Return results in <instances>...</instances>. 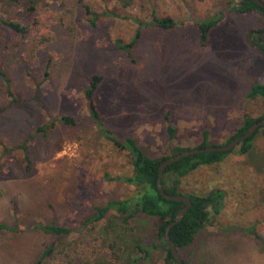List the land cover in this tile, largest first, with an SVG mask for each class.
Instances as JSON below:
<instances>
[{"label": "rangeland", "instance_id": "obj_1", "mask_svg": "<svg viewBox=\"0 0 264 264\" xmlns=\"http://www.w3.org/2000/svg\"><path fill=\"white\" fill-rule=\"evenodd\" d=\"M34 4L32 13L22 0H0V72L8 80L0 76V222L15 226L16 207L23 229L14 234L0 231V264H67L68 258L72 264L113 262L122 254L110 253L113 235L105 229V219L62 237L54 254L42 260L48 237L31 231L36 223L80 229L95 206L132 193L130 186L115 180L131 174L129 159L92 122L83 87L92 76H103L94 100L104 128L119 139L133 137L150 158L169 155L168 143L195 148L204 132L209 145H224L244 117L264 116V100L245 97L247 80L264 75V56L251 44L254 36H249L251 30L264 28V14L233 12L231 0H34ZM85 5L98 14L106 7L119 16H101L92 28ZM152 9L178 25L167 31L140 28L136 21L149 20ZM218 11L226 17L210 30L202 48L196 24ZM2 20L25 26L26 34L14 33ZM45 28L52 40L37 47V40L46 36ZM137 30L141 37L133 49L118 50V41L129 42ZM62 115L73 116L78 123L54 120ZM169 124L175 133L171 142ZM42 126L51 128L37 132ZM25 140L29 141L24 150L4 151ZM212 191L223 194L220 212L210 215L190 247L178 249L179 256L185 264H264L261 133L249 154H238L236 147L220 163L199 167L181 180L176 195L206 196ZM134 224L135 232L125 240L127 249L132 251V241H139L149 252L145 264L162 263L165 250L154 220L139 216ZM131 256H137L134 250Z\"/></svg>", "mask_w": 264, "mask_h": 264}, {"label": "trees", "instance_id": "obj_2", "mask_svg": "<svg viewBox=\"0 0 264 264\" xmlns=\"http://www.w3.org/2000/svg\"><path fill=\"white\" fill-rule=\"evenodd\" d=\"M14 1L16 3L21 2V0ZM231 1L234 4V6L231 8V11L238 14L254 12L264 14V10L250 2V0ZM22 2L23 5L28 8V11L32 13L36 11L34 0H22ZM83 9L85 12V16L87 17L86 21L92 28L96 26V22L101 16H119H117L116 12L111 11L106 7L103 8V13L99 14L96 13L89 5L83 6ZM225 17L226 14L223 11H218L216 12V14L209 17L208 20L197 22L196 25L199 31L200 47L204 48L206 46L209 39L208 35L210 30L218 25ZM1 22L5 27L10 29L14 33H18L24 36L27 32V28L25 26H21L15 21L2 20ZM136 22L140 25V28H154L165 31L174 29L178 25V22L172 17H160L154 12L153 9L151 10V16L149 20L140 19ZM263 30L264 28L251 30L249 36L251 34L254 36V40L250 41L251 44L258 50L261 55L264 56V43L260 39V34ZM44 35L46 36H42L39 40H37V47L49 44L52 40L51 36H49V31L46 28ZM140 37L141 31L137 30L129 42L121 43L120 41H118V50L126 51L127 53H129V51L133 49V47L139 42ZM47 69L48 66L45 65V75H47ZM0 76L3 79L7 80L3 72H0ZM102 80L103 76L101 75L92 76L89 80V84L83 87L84 98L86 100L88 113L92 122L95 123V125H97L98 127H101V132L103 133L105 138L112 143L116 150L123 153L129 159V163L131 164V174L126 177H116L115 180L123 182L126 185L130 186L133 189L132 193L128 194L121 200H107L103 205L95 206L93 213L87 215L81 221L80 229L62 226L56 223L34 224L31 227V231H39L48 237L47 247L42 253L40 259L42 260L52 256L58 246V240H60L62 237L68 236L81 229L87 228L89 225L99 223L105 219L108 223V225L105 226V229L107 230V232H110L112 233L111 235H113L112 242H109L110 253L112 256L116 255L117 252H120V254L122 255L116 256L113 262H110L108 260L104 261L102 264H145V261L149 258L148 250L143 248L139 244V241L136 242L135 240H133V244L131 246L132 251H129V249H127L129 248V246L125 241L135 232L136 226L134 223L139 216H142L144 218H150L154 220L157 238L161 242V245L165 250L164 260L160 264H171L170 261H173L176 264L175 260L170 254V250L165 241L164 234L167 226L171 222H173L176 214L185 206V204L180 201H169L162 198L157 189L156 182L158 178V168L161 162L170 156L179 154L185 149L168 143L169 155L161 158H150L145 154V152L139 146L137 140L133 137L128 136L123 139H119L113 131L104 128V123L102 122L100 111L97 108L94 100V93ZM247 82L249 87L245 96L246 99H248L249 101L264 100V75L261 77H250ZM9 94L11 95V93ZM15 102L16 100L14 99L11 101V103ZM263 117H259L256 119H252L248 116L244 117L235 129L234 135L229 137L224 145L228 144L235 137L244 134L254 122L261 120ZM54 120H56V122L72 126L78 123L75 117L68 115H62L59 118H55ZM166 122L170 123V117L168 113L166 114ZM54 125L55 124L51 122V126L53 127ZM51 126L39 127L37 132L45 133V131L51 128ZM167 132L168 141L171 142L174 138L175 133L173 127L170 124L167 126ZM258 133H261L264 138V127L259 128L251 137L244 140L237 146L238 154L245 156L251 152L253 148V140ZM208 135V132H204L203 141L195 148L218 146L208 144ZM31 138L32 137H30L29 139ZM28 141L29 140H25L21 145H18L17 147H5L4 151L9 152L14 149L24 150ZM230 152H211L191 155L188 157H184L179 161L167 166L164 170V174L161 180L164 192L169 195H176L182 179H184L186 176H188L190 173L201 166H210L220 163ZM23 161H25L27 165L30 164L29 159L26 155H23ZM28 167L29 166H27V168ZM108 180L111 179L108 177ZM187 197L191 200L192 206L185 213L181 222L173 226L169 231V238L173 243H175L177 252L178 249L190 247L194 241V235L202 230L203 227L209 222L210 215L218 214L220 212L223 194L219 191H212L206 196L188 195ZM13 211L15 213V226L6 225L0 222V231H5L10 234H14L17 231H23V229L18 225V221L16 220L17 208L13 207ZM109 227H111V230L109 229ZM251 230L252 231L250 232V234L254 235L255 238H257V234L253 231V229ZM127 250L129 251V254L127 252L124 261L121 263V258L123 257V255H125V252ZM133 250L137 255L136 257L131 256ZM182 262L183 264H185L183 259ZM72 263L73 259L68 258L67 264Z\"/></svg>", "mask_w": 264, "mask_h": 264}, {"label": "water", "instance_id": "obj_3", "mask_svg": "<svg viewBox=\"0 0 264 264\" xmlns=\"http://www.w3.org/2000/svg\"><path fill=\"white\" fill-rule=\"evenodd\" d=\"M250 2H252L256 6H258L259 8L264 10V1L263 0H250ZM260 39L264 43V30L260 34ZM261 127H264V117L261 120L254 122L246 130V132L244 134L235 137L232 141H230L226 145L208 146L206 148L185 149V150L181 151L179 154H176V155H173V156L166 158L159 165L158 178H157L156 184H157V189H158L160 195L162 196V198H164L166 200L180 201V202H183L185 204V206L181 210H179V212L176 214L173 222H171L167 226V228L165 230V234H164V238H165V241H166L168 248L170 250V254L173 257V259L175 260L176 264H183V262H182V259L177 252V248H176L175 243H173L169 238V231L173 226H175L179 222H181L185 213L192 206V202L188 197L180 196V195H169V194H166L164 192L162 184H161V180H162L165 168L167 166L179 161L180 159H182L184 157L191 156V155L211 153V152H230L231 150L236 148L241 142H243L244 140L251 137Z\"/></svg>", "mask_w": 264, "mask_h": 264}, {"label": "crops", "instance_id": "obj_4", "mask_svg": "<svg viewBox=\"0 0 264 264\" xmlns=\"http://www.w3.org/2000/svg\"><path fill=\"white\" fill-rule=\"evenodd\" d=\"M242 235H244L243 233H242ZM251 239V238H250ZM251 240H253V239H251Z\"/></svg>", "mask_w": 264, "mask_h": 264}]
</instances>
